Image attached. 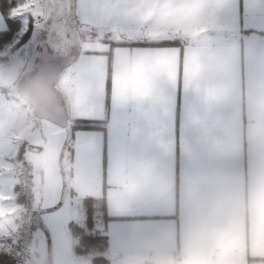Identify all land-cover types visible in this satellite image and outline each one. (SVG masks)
Returning a JSON list of instances; mask_svg holds the SVG:
<instances>
[{
  "label": "crops",
  "instance_id": "1",
  "mask_svg": "<svg viewBox=\"0 0 264 264\" xmlns=\"http://www.w3.org/2000/svg\"><path fill=\"white\" fill-rule=\"evenodd\" d=\"M259 3L139 0L136 16L105 15L98 30L124 43L83 58L94 74L65 69V127L0 96V149L11 153L0 205L15 209L17 236V168L27 158L42 171L28 264H91L73 254L70 227L93 216L111 261L264 264V32L248 15ZM177 35L189 42L158 44ZM86 101L97 118L85 122ZM54 198L63 208L51 214Z\"/></svg>",
  "mask_w": 264,
  "mask_h": 264
},
{
  "label": "snow or ice",
  "instance_id": "2",
  "mask_svg": "<svg viewBox=\"0 0 264 264\" xmlns=\"http://www.w3.org/2000/svg\"><path fill=\"white\" fill-rule=\"evenodd\" d=\"M138 2L139 0H18L9 15L13 18H22L21 26L16 33L17 38L5 46L23 48L24 39L32 38L29 41V48L35 43L36 50L52 51L53 43L66 42L67 50L61 51L58 47L59 54L55 60L74 73L91 75L95 73L96 66L83 62L85 56H93L100 52L106 55L108 51L124 43L119 39H109L106 33L99 31V23L109 14L122 17L138 15V11H130ZM237 12L238 10L229 4L224 13L225 18L235 26L238 23V15L234 13ZM248 15L253 26L264 32V0H260L258 5L252 4L248 8ZM6 31L7 22L0 14V32ZM93 106L92 101H86L82 105L84 114L77 119L85 122L96 119L97 117L89 112ZM5 162L11 165V153H5L0 149V168ZM59 202V198H54L47 205L46 208L53 209L51 214L62 210L63 205L56 210ZM14 211V208L0 205V248L5 247L4 241H7L8 251H11V245L18 240L17 225L12 215Z\"/></svg>",
  "mask_w": 264,
  "mask_h": 264
},
{
  "label": "rangeland",
  "instance_id": "3",
  "mask_svg": "<svg viewBox=\"0 0 264 264\" xmlns=\"http://www.w3.org/2000/svg\"><path fill=\"white\" fill-rule=\"evenodd\" d=\"M0 12L5 20V18L9 17V19L13 20L12 27H15V30H8L6 31V34L2 37H0V96L5 98L4 101H7L10 103L11 107L15 108H22L24 107L26 110V113H30L31 108L25 102L17 93L16 91V84L20 81V79L26 74L32 72L35 63H36V57L39 55V50H36L35 43L31 44V48H29V41L32 38H25L22 44L23 48H15L11 45L6 44L12 42L15 40L16 33L18 32L19 27L21 26L22 18L16 17L13 18L9 15L10 10L12 7L16 6L18 0H0ZM5 14H4V13ZM7 16V17H6ZM6 21V20H5ZM7 22V21H6ZM8 25V24H7ZM9 28V27H8ZM107 36L113 38V39H121L122 37L116 34H110L108 31L106 32ZM181 40L183 39L181 36L177 35L173 39L170 40ZM115 42V41H114ZM5 46V47H4ZM60 48L61 51L67 50V43L66 42H60L59 44L53 43L52 45V51H48L50 54L58 55L57 48ZM31 60V65L30 64ZM67 67H64L63 70L59 73L58 79L53 83V89L56 91L58 95H60L62 100V94L59 90L60 85H64V78H65V69ZM27 114V115H28ZM32 113H30L31 116ZM33 115V114H32ZM44 132V131H43ZM45 133V132H44ZM47 135V134H46ZM50 138V135L48 136ZM30 160V159H29ZM92 218V215H91ZM91 223L95 221V218L90 220ZM82 224L84 225V222L82 221ZM87 224V223H86ZM98 254L97 251H89L86 255V257H89V259L92 257V255ZM103 254V253H102ZM105 255V253H104ZM172 258L169 260V262L173 261ZM229 261V259H227ZM231 261V260H230ZM249 261V260H248ZM251 262L253 260H250ZM126 262V263H125ZM128 264V262L125 259L121 258H115L108 264ZM168 264V263H166Z\"/></svg>",
  "mask_w": 264,
  "mask_h": 264
},
{
  "label": "water",
  "instance_id": "4",
  "mask_svg": "<svg viewBox=\"0 0 264 264\" xmlns=\"http://www.w3.org/2000/svg\"><path fill=\"white\" fill-rule=\"evenodd\" d=\"M56 56L47 50H39L32 72L26 73L20 79L16 84V91L30 106L36 118L65 127L68 121L67 112L60 95L53 89V83L64 68L55 60ZM35 223L38 225V222Z\"/></svg>",
  "mask_w": 264,
  "mask_h": 264
},
{
  "label": "built area",
  "instance_id": "5",
  "mask_svg": "<svg viewBox=\"0 0 264 264\" xmlns=\"http://www.w3.org/2000/svg\"><path fill=\"white\" fill-rule=\"evenodd\" d=\"M31 148L28 146L26 149ZM41 173L40 166L27 158H23L17 168V191L21 199V209L18 215V240L11 245V251L5 249L4 252L9 264H28L37 232L35 216L38 179Z\"/></svg>",
  "mask_w": 264,
  "mask_h": 264
},
{
  "label": "trees",
  "instance_id": "6",
  "mask_svg": "<svg viewBox=\"0 0 264 264\" xmlns=\"http://www.w3.org/2000/svg\"><path fill=\"white\" fill-rule=\"evenodd\" d=\"M1 3V2H0ZM4 13V12H3ZM5 14V13H4ZM7 17V16H6ZM8 24V30H15V27H12L13 20L9 19V17L5 18ZM6 32H0V37L4 36ZM189 42V39H179V40H170V41H164L160 42L158 44H175V45H183ZM31 62V60H30ZM76 128H83V129H89V128H95V126L85 123V122H77L72 127L73 129ZM68 149L71 150L70 145L68 146ZM90 218V216H89ZM90 222H87L86 227H79L75 224H71L70 231L71 236L73 239H75V243L72 245L73 254L75 256H84L89 251H97L98 254H94L91 257V264H108L110 262V259L107 258L104 253L107 250V243H106V237L102 234H99L98 232H92ZM103 253V254H102Z\"/></svg>",
  "mask_w": 264,
  "mask_h": 264
}]
</instances>
